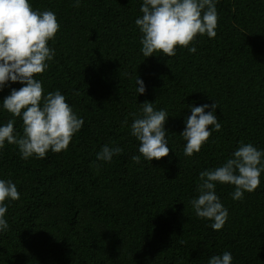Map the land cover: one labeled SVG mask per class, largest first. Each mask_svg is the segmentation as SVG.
I'll list each match as a JSON object with an SVG mask.
<instances>
[{
  "label": "trees",
  "instance_id": "16d2710c",
  "mask_svg": "<svg viewBox=\"0 0 264 264\" xmlns=\"http://www.w3.org/2000/svg\"><path fill=\"white\" fill-rule=\"evenodd\" d=\"M29 2L60 25L49 41L55 57L35 78L44 94L59 90L84 124L67 150L43 159H21L13 144L0 149V179L20 193L6 201L0 264H207L224 251L233 264H264V173L241 200L232 199L233 186L217 184L228 209L220 230L190 204L199 173L222 165L239 143L264 150V0H218L215 38L198 35L195 53L177 47L175 56L147 58L135 25L142 0ZM22 86H5L0 101ZM145 101L168 112L170 151L135 164L130 126ZM214 102L221 130L186 157L187 105ZM8 120L22 135V120L0 108V124ZM106 144L123 150L108 163L96 158Z\"/></svg>",
  "mask_w": 264,
  "mask_h": 264
},
{
  "label": "clouds",
  "instance_id": "9594fccd",
  "mask_svg": "<svg viewBox=\"0 0 264 264\" xmlns=\"http://www.w3.org/2000/svg\"><path fill=\"white\" fill-rule=\"evenodd\" d=\"M218 0H142L141 16L135 25L141 33L140 51L147 58L154 53L175 56L177 47L187 48L189 53L197 51L195 38L216 36ZM81 0H73L79 7ZM60 25L51 10H34L29 0H0V91L10 83L23 85L13 88L0 101V108L23 123V134L14 130V120L0 124V149L5 143L16 145L21 159H43L48 151L59 153L67 150L73 136L78 133L84 120L66 103L59 90L44 94L42 82L35 78L49 67L55 50L49 47ZM156 56V55H155ZM136 92L142 95L146 86L138 76ZM153 102L140 103L141 115L135 118L130 132L139 142L138 155L131 157L135 164L143 160L151 162L168 156L170 148L164 127L169 115L164 109L156 110ZM191 115L187 116L184 130L180 133L185 143L184 155L198 153L213 131L221 130L215 114L216 102L200 106L187 105ZM127 124V121L124 122ZM210 126V127H209ZM123 150L104 145L96 154L97 160L111 162ZM264 173V150L251 143H239L238 148L220 166L199 173L198 195L190 201L195 215L210 221L213 230H220L228 217L216 194L217 184L234 188L233 200H241L245 192H253L260 185ZM20 198L16 184L11 179H0V233L9 225L5 218L8 204ZM207 264H233L231 252L211 256Z\"/></svg>",
  "mask_w": 264,
  "mask_h": 264
}]
</instances>
